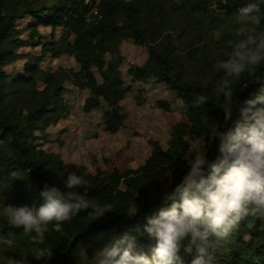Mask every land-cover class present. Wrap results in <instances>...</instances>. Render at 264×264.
I'll return each mask as SVG.
<instances>
[{
	"label": "trees",
	"instance_id": "obj_1",
	"mask_svg": "<svg viewBox=\"0 0 264 264\" xmlns=\"http://www.w3.org/2000/svg\"><path fill=\"white\" fill-rule=\"evenodd\" d=\"M177 1L182 32L198 34H172L168 5ZM121 40L146 49L144 64L126 70L130 81L162 83L184 116L166 149L151 143L137 169L112 160L108 173L73 176L36 147V133L67 118L64 80L90 94L85 112L107 107L103 132L131 125L120 106ZM25 47L39 54L17 53ZM61 56L78 71L40 70ZM23 58L20 74L6 73ZM188 135L213 139L206 160L187 161ZM0 203L45 226L36 242L33 228L0 217L13 251L6 264H264V0H101L95 17L85 0H0Z\"/></svg>",
	"mask_w": 264,
	"mask_h": 264
},
{
	"label": "rangeland",
	"instance_id": "obj_2",
	"mask_svg": "<svg viewBox=\"0 0 264 264\" xmlns=\"http://www.w3.org/2000/svg\"><path fill=\"white\" fill-rule=\"evenodd\" d=\"M169 6V16L171 21L172 34H198L189 29L182 32L185 26L182 22L183 10L179 1L171 3ZM28 18L24 17L17 21L16 28L20 32V37L25 39L27 31L25 26ZM187 29V28H186ZM39 33L43 38L51 34L50 29L40 28ZM60 30L55 32L56 39ZM206 39L215 37L219 30L209 31ZM180 55L186 54L184 46H179ZM183 51V53L181 52ZM38 48L25 47L17 51L18 54L37 56ZM120 64L119 71L124 83L125 96L120 103L123 113L129 118L131 125L119 130L115 134L103 132L100 122L107 107L102 104L99 108L90 112H85L83 105L90 97L87 91L76 88L71 81H63L62 98L68 111L67 118L59 121L55 126L46 129L45 133H36L38 140L35 142L38 149L57 154L68 172L73 176H95L97 172L108 173L109 162L114 160L120 170L137 169L145 163L151 153V143H157L166 149L170 139L171 127L180 122L184 116L186 106L162 83L150 78L145 83H133L126 74V70L132 66H141L147 59L144 46L136 45L129 40H121L119 43ZM104 61L109 57L104 56ZM26 59L9 64L5 71L9 75L20 74ZM79 69L75 60L71 57L61 56L59 58H47L40 64L42 71L72 72ZM190 76L196 78V71L188 67ZM97 79L98 74L94 71ZM37 88L41 90L43 84L39 81ZM160 103H165L169 111H164L159 107ZM225 136L220 139V147H223ZM188 144L186 159L188 162L200 159L206 160L208 150H212L211 143L199 140L193 135L185 138ZM0 217L5 218L10 225L31 227L32 238L40 242V233L45 226L38 221L24 220L6 211L0 203ZM250 234L243 233V239L249 242ZM13 255L11 240L3 238L0 240V264H6Z\"/></svg>",
	"mask_w": 264,
	"mask_h": 264
},
{
	"label": "built area",
	"instance_id": "obj_3",
	"mask_svg": "<svg viewBox=\"0 0 264 264\" xmlns=\"http://www.w3.org/2000/svg\"><path fill=\"white\" fill-rule=\"evenodd\" d=\"M101 0H85V4L89 9V16H97V6Z\"/></svg>",
	"mask_w": 264,
	"mask_h": 264
},
{
	"label": "water",
	"instance_id": "obj_4",
	"mask_svg": "<svg viewBox=\"0 0 264 264\" xmlns=\"http://www.w3.org/2000/svg\"><path fill=\"white\" fill-rule=\"evenodd\" d=\"M210 143H211V146L213 147V139L211 138V141H210Z\"/></svg>",
	"mask_w": 264,
	"mask_h": 264
}]
</instances>
